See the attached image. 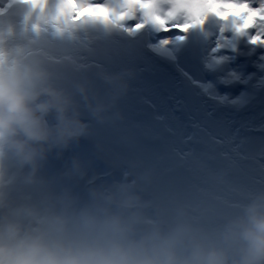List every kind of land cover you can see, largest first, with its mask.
Masks as SVG:
<instances>
[{
  "label": "clouds",
  "instance_id": "clouds-1",
  "mask_svg": "<svg viewBox=\"0 0 264 264\" xmlns=\"http://www.w3.org/2000/svg\"><path fill=\"white\" fill-rule=\"evenodd\" d=\"M74 2L111 15L0 0V264H264V171L177 177L99 136L123 119L116 102L128 83L97 53L111 34L154 24L139 10L120 19L121 0ZM172 7L159 0L153 11ZM91 72L110 97L94 91ZM84 141L90 154L76 151Z\"/></svg>",
  "mask_w": 264,
  "mask_h": 264
},
{
  "label": "bare ground",
  "instance_id": "bare-ground-1",
  "mask_svg": "<svg viewBox=\"0 0 264 264\" xmlns=\"http://www.w3.org/2000/svg\"><path fill=\"white\" fill-rule=\"evenodd\" d=\"M243 2L259 7V0ZM112 35L129 42H107ZM231 38L227 30L219 33L215 21L187 36L177 31L164 33L152 24L133 35L117 32L108 36L96 60L104 72L124 75L128 88L116 102L123 119L115 126L98 128L99 136L113 151L157 158L169 175L192 176L230 168L238 179H259L264 171V88L257 85L264 72L256 64L264 49L250 54L252 46L239 38L233 51L228 43ZM166 39L170 43L165 45ZM140 47L148 49L147 57ZM153 57L169 71L154 65ZM181 71L186 76L183 90L172 75ZM129 72L130 77L125 75ZM86 75L97 94L111 96L113 89L94 72ZM146 102L153 112L145 107ZM186 123L195 134H190ZM248 131L261 143L256 146L259 151L253 150L248 140L239 143V136ZM76 151L90 154L92 144L84 141ZM97 165L102 170L106 160H98ZM61 166L62 162H53L50 169Z\"/></svg>",
  "mask_w": 264,
  "mask_h": 264
},
{
  "label": "snow or ice",
  "instance_id": "snow-or-ice-1",
  "mask_svg": "<svg viewBox=\"0 0 264 264\" xmlns=\"http://www.w3.org/2000/svg\"><path fill=\"white\" fill-rule=\"evenodd\" d=\"M36 6L44 0H27ZM125 11L118 14L120 19L127 15L136 14V10L141 13H149L152 23L162 32L169 33L177 31L187 36L193 31H203L209 21H215L219 33L226 30L232 34L228 43L232 44L233 51L236 50L235 42L243 38L247 44L251 45V52L257 49H264V0H259V7L252 8L249 3L237 2V0H170L174 5L166 15L154 13L159 0H121ZM69 10L75 13L76 19H81L85 15L95 14L97 17L111 15V10L103 7H80L74 0H66ZM63 14V10L61 11ZM255 29V31H252ZM166 45L170 40H164ZM256 64L258 70L264 72V55L259 57ZM239 79V77H235ZM251 79V77H250ZM258 88H264V79H260Z\"/></svg>",
  "mask_w": 264,
  "mask_h": 264
},
{
  "label": "rangeland",
  "instance_id": "rangeland-1",
  "mask_svg": "<svg viewBox=\"0 0 264 264\" xmlns=\"http://www.w3.org/2000/svg\"><path fill=\"white\" fill-rule=\"evenodd\" d=\"M113 42H114V44L119 45V43H116L115 41H113ZM143 70H144V69H143ZM179 90H183V88H182V89H179ZM238 127H239V129H238ZM238 127H237V131L239 132L241 126H238ZM186 128L189 129L187 126H186ZM189 130H190V129H189ZM190 131H191V130H190ZM192 132H194V134H195V131H194V130H192ZM261 133L264 135L263 132H261ZM243 135H244V136H247V137L239 136L238 141H239L240 144H243L244 141L248 140V141H250V145L254 147L253 150H255V151H259V150H260V148H256V146L260 145L261 143L257 142L256 140H253V139L256 138V136H255L256 134L253 135V134H251V133L248 131V132H246V133H243ZM263 138H264V137H263ZM260 147H261V146H260Z\"/></svg>",
  "mask_w": 264,
  "mask_h": 264
}]
</instances>
